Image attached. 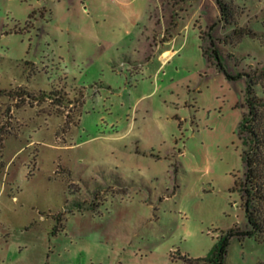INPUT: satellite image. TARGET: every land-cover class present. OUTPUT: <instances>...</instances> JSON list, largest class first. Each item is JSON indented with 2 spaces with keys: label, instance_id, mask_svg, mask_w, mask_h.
<instances>
[{
  "label": "rangeland",
  "instance_id": "rangeland-1",
  "mask_svg": "<svg viewBox=\"0 0 264 264\" xmlns=\"http://www.w3.org/2000/svg\"><path fill=\"white\" fill-rule=\"evenodd\" d=\"M233 1L0 0V264H264V0Z\"/></svg>",
  "mask_w": 264,
  "mask_h": 264
},
{
  "label": "trees",
  "instance_id": "trees-1",
  "mask_svg": "<svg viewBox=\"0 0 264 264\" xmlns=\"http://www.w3.org/2000/svg\"><path fill=\"white\" fill-rule=\"evenodd\" d=\"M217 3L221 10L222 20L226 18V21H234V1L225 3L223 0H217ZM236 29L239 31V28ZM214 53L220 57L217 49ZM249 94L251 95L250 91ZM45 96L44 93L42 97ZM54 96L53 93L48 95L58 105H63L66 101L63 96H59L58 92ZM248 103L249 112L245 117V132L248 135L249 148L245 151L246 168L238 189L251 230L242 232V234L249 236L258 234L264 240V98L254 95ZM223 255L224 253L220 256L219 264H224Z\"/></svg>",
  "mask_w": 264,
  "mask_h": 264
},
{
  "label": "crops",
  "instance_id": "crops-1",
  "mask_svg": "<svg viewBox=\"0 0 264 264\" xmlns=\"http://www.w3.org/2000/svg\"><path fill=\"white\" fill-rule=\"evenodd\" d=\"M162 57V56H161Z\"/></svg>",
  "mask_w": 264,
  "mask_h": 264
}]
</instances>
